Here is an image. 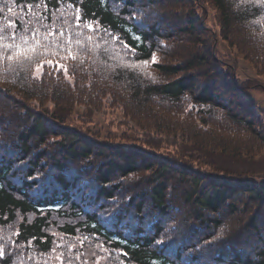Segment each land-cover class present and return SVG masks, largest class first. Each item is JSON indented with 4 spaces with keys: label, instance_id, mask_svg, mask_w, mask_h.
<instances>
[{
    "label": "trees",
    "instance_id": "trees-1",
    "mask_svg": "<svg viewBox=\"0 0 264 264\" xmlns=\"http://www.w3.org/2000/svg\"><path fill=\"white\" fill-rule=\"evenodd\" d=\"M208 1L217 13L222 38L231 46L235 27L255 15L264 18L257 0ZM186 2L166 0L164 6L172 3L178 10ZM249 4L254 6L253 15ZM136 8V0H0V48L9 44L13 32L18 45L23 43L21 37L34 36L47 45L37 44L36 51L27 54L32 59L8 60L9 53L0 51V96L21 102L23 112L11 136L17 145L9 153L0 150V233L14 230L10 243L0 247V264H58V260L62 264H264V231L253 253H245L249 234L246 236L248 231L243 233L242 229L240 240L228 237L217 250L202 252L222 231L230 229L221 217L210 215H219L224 208L228 215H234L242 198L248 199L254 210L259 204L263 207L264 183L247 180L249 174L235 177L225 171L224 176H233L237 182L192 171L188 174L177 163L151 161L134 151L93 143L90 137L94 134L68 123L60 114L86 102L94 91L92 81L117 86L116 80L120 84L124 80L132 102L141 104L155 98L179 102L186 96L194 107L204 109L207 117L214 119L210 120L212 124L250 131L264 142L258 118L244 108L247 101L240 94L248 84L241 86L234 74L220 69L212 50V34L199 23L195 13L184 14L185 21L178 27L181 34L173 43L178 49L195 42L196 48L188 47L184 58L180 55L181 59L172 62L176 58L170 60L163 46L173 34L162 32L157 22L138 21ZM247 14L250 15L246 17ZM88 25L93 26V31ZM53 32L56 34L48 35ZM69 50L72 57L68 56ZM113 51L120 55V62L112 59ZM153 55H160L161 61L150 65L149 74L130 73L135 71V65L151 61ZM49 59L67 68L71 86L55 82L49 75L58 73L48 69L36 79V61L46 63ZM114 64L118 66L116 73L111 70ZM97 72L102 74L95 75ZM154 74L160 77L158 82L151 79ZM99 95L104 99L111 93L102 91ZM205 120L202 122L207 123ZM231 155L241 156L238 150ZM93 157L99 158L94 163V174L71 170V164ZM43 173L50 174L46 180L40 177ZM140 174L145 185L131 190L126 202L113 214L105 213L111 209L105 206L120 199L122 186L115 178ZM87 177L92 179L86 181ZM90 181L93 190L84 185ZM175 199L183 217L192 215V244L186 239L178 243L166 241V225L153 219L145 222L148 209L169 218L174 226L177 220L169 212V205ZM192 224H198L200 229H194ZM258 224L251 215L245 226L249 231H259L262 225ZM208 226L213 233L203 238L202 227Z\"/></svg>",
    "mask_w": 264,
    "mask_h": 264
},
{
    "label": "rangeland",
    "instance_id": "rangeland-1",
    "mask_svg": "<svg viewBox=\"0 0 264 264\" xmlns=\"http://www.w3.org/2000/svg\"><path fill=\"white\" fill-rule=\"evenodd\" d=\"M187 1L186 5L183 4L181 8L176 10V6L172 3L164 6L166 0H136L135 18L145 23L157 22L162 32L173 34L172 38L165 42L163 52L168 53L167 57L170 60L176 58L172 61L176 62L181 59L179 58L180 55L184 58L183 56L186 54L188 47L196 48L195 42H189L186 46L178 49H175L173 43L181 34L178 32V27L185 21L183 20L184 14L188 12L195 13L199 23L212 34V50L220 69L225 73L234 74L241 86L244 83L248 84L247 89L242 90L240 93L247 101L244 108L248 109L252 117L258 118L256 121L258 131H263L264 134V18L259 19V15H255L253 19L246 20L243 24L235 27L233 37L230 40L233 44L231 46L221 36L217 13L210 2L208 0ZM258 1H260L259 5H261V12L263 13L264 0ZM251 7L254 6L249 4V13L253 15L254 10L252 11ZM250 14H247L246 17ZM110 54L112 59L120 62L121 57L118 53L113 51ZM155 57L156 62L161 61L160 55ZM53 64L55 65L54 62ZM81 64L84 66L83 61H81ZM151 64L152 59L147 63L137 64L133 67L135 71L130 73L136 76L145 71L149 74ZM109 65L108 63L105 64L108 68ZM84 68L87 70L88 66H84ZM47 69L49 72L58 73L49 75L55 82L60 80L69 86L72 85L71 79L63 68L57 72L49 68L46 62L44 63V72ZM117 69L118 66L114 64L111 70L115 72ZM112 71L111 74L115 75ZM100 74L102 73L97 72L95 75ZM33 75L37 80L42 76L36 72V69ZM151 79H153V82H158L160 77L154 74ZM96 81L99 82V80ZM92 83L94 91L88 95L84 104L76 105L69 112L61 111L60 114L68 123L72 122L73 125H79L78 127L94 134L93 137L89 136L93 143L102 144L118 151H134L137 156L151 161L163 159L177 163V166L185 168L188 174L198 172L209 177L228 180L232 183L237 182L233 179V176L249 174L250 178L247 180H256L258 184L264 183V142L256 139L250 131L225 129L226 127H223V124H212L210 120L214 119L207 117L204 109L194 107L186 96L179 102H168L155 98L140 104L129 99L131 93L124 80L121 84L116 80L117 86H112V83L106 86L102 83L96 84L94 81ZM102 91L110 92L111 95H107L102 99L99 95ZM21 104V102L10 98V96H0V150L4 153L11 152L12 146L17 145V142L14 141L15 138L11 136H13L23 116V112L19 108ZM48 106L50 107V105ZM204 119L207 123L202 122ZM235 150L240 152V157L233 158L231 154ZM230 151L231 154H229ZM98 159L93 157L88 161L71 164V170L75 171L76 174L77 172L94 174V163ZM223 171L233 176H224ZM49 175V173H43L40 177L46 180ZM252 175L259 176V179L252 178ZM89 178L92 179V177ZM89 178L87 177L86 181ZM115 179V182L122 186L120 191L121 200L116 199L105 206V209L108 206L109 209L111 208L108 211L105 210L108 215L113 214L118 206L120 207L122 203L126 202L131 190L136 191L138 185H145L146 182L141 174L125 179L119 177ZM84 185L86 188L94 189L91 181L84 182ZM242 201L243 203L239 204L234 215H228L226 208L219 215H210L211 218L221 217L230 229L227 228L222 231L220 235L216 236L218 239L209 245L210 247H203L202 252L209 253L217 250V247L228 237H238V240H240L242 236L241 229L243 233L248 231L246 236L249 234L246 247L242 245V242H239L245 248V253L250 251L253 253V249L259 246L260 241L258 239L262 238L264 231L262 228L264 226V206L261 207L259 204L254 210V205L248 199L242 198ZM174 202L177 203V200H172L169 205V212L173 214L174 220H177L174 226L171 225L169 218H163L148 209L145 210V212H148L145 215V222L150 223L153 219L154 222H159L161 226L166 225L165 237L168 239L166 241L178 243V241L186 239L189 244H192L195 242V240H190L191 233L189 232L192 215L189 213L190 218L188 216L183 217V214L180 213L181 210L176 209ZM251 215L259 223L258 227L262 225L259 231H249V228L245 226ZM192 226L194 229H200L198 224H192ZM13 231L10 228L0 233V247L2 244L10 243ZM201 232H205L203 238L207 235L211 236L213 233L211 226L202 227ZM186 246L189 245L186 244ZM186 255L189 257L192 253ZM203 259H206V257ZM58 264H62L60 260H58Z\"/></svg>",
    "mask_w": 264,
    "mask_h": 264
},
{
    "label": "snow or ice",
    "instance_id": "snow-or-ice-1",
    "mask_svg": "<svg viewBox=\"0 0 264 264\" xmlns=\"http://www.w3.org/2000/svg\"><path fill=\"white\" fill-rule=\"evenodd\" d=\"M9 11H11V9H9ZM76 19H77V22L79 23L80 17L77 16ZM9 27L11 28L12 25L9 24ZM88 29H89L90 32L93 31V26L92 25H88ZM55 34L56 33L53 32V33H49L48 35L49 36H53ZM60 35L62 36L63 33H60ZM2 39H3L2 34H0V40H2ZM21 39H22V42H23L22 45L16 44L15 43L16 36H15V33L13 32L12 36L10 37L9 44L4 45L3 48H0V51H7L9 53L8 56H7L8 60H13L14 57H17V58L22 57L24 59H32V57L28 56L27 54L29 52H35L37 44H40L41 46H47V45H44L43 42H41L39 40V38L36 37V36H34L32 39H28V38H25V37H21ZM30 44H32V47H29ZM56 44H57V47L59 48L60 45H59L58 41L56 42ZM124 48L128 49V45L125 44ZM68 56L72 57V53H71L70 50L68 51ZM152 63H156V57L154 55L152 56ZM47 64H48L49 68L54 69L57 72L60 71L61 68H63L65 72L68 71L67 68L64 67V65H62V64H55L54 65L53 61L51 59L47 60ZM36 72L39 73L40 75L44 74V63L42 61H40V60L36 61Z\"/></svg>",
    "mask_w": 264,
    "mask_h": 264
}]
</instances>
